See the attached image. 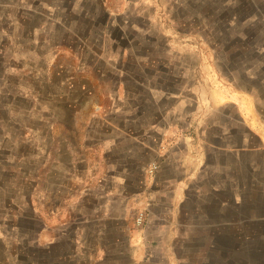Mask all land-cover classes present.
<instances>
[{"label":"rangeland","instance_id":"1","mask_svg":"<svg viewBox=\"0 0 264 264\" xmlns=\"http://www.w3.org/2000/svg\"><path fill=\"white\" fill-rule=\"evenodd\" d=\"M0 264H264V0H0Z\"/></svg>","mask_w":264,"mask_h":264}]
</instances>
